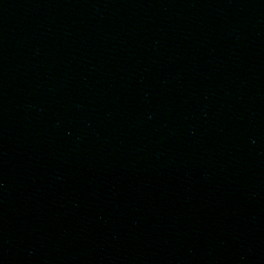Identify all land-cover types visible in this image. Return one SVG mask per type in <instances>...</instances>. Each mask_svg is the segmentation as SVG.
Wrapping results in <instances>:
<instances>
[{
	"label": "water",
	"instance_id": "95a60500",
	"mask_svg": "<svg viewBox=\"0 0 264 264\" xmlns=\"http://www.w3.org/2000/svg\"><path fill=\"white\" fill-rule=\"evenodd\" d=\"M264 46V0H0V157Z\"/></svg>",
	"mask_w": 264,
	"mask_h": 264
}]
</instances>
